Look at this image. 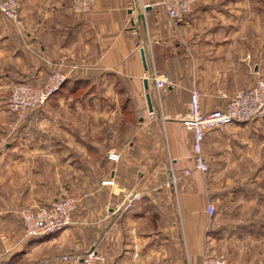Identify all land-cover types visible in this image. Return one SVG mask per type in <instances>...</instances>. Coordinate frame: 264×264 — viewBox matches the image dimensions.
<instances>
[{"label":"crops","instance_id":"crops-1","mask_svg":"<svg viewBox=\"0 0 264 264\" xmlns=\"http://www.w3.org/2000/svg\"><path fill=\"white\" fill-rule=\"evenodd\" d=\"M18 1L23 26L0 13V90L54 69L68 79L0 140V264H83L93 248L99 264H264V120L208 131L205 175L183 123L194 88L209 112L264 79V0H200L179 25L161 0H93L82 14L71 0ZM133 192L143 199L124 210ZM69 195L71 226L24 237L21 209Z\"/></svg>","mask_w":264,"mask_h":264},{"label":"built area","instance_id":"built-area-1","mask_svg":"<svg viewBox=\"0 0 264 264\" xmlns=\"http://www.w3.org/2000/svg\"><path fill=\"white\" fill-rule=\"evenodd\" d=\"M200 0H161L160 4L165 8L175 25L181 24L186 16L193 12ZM93 0H71V10L74 13H89L92 10ZM20 3L17 0H0V13L20 26ZM68 79V74L59 69H54L46 82L41 86H33L27 83H19L13 87L7 108L10 113L20 120H25L30 111L45 106L48 100L57 93ZM158 89L165 86L169 80H160L154 76ZM202 93L194 88L191 91L189 114L183 119V123L194 133V162L196 169L204 175L209 171V163L203 152V143L206 133L213 129H220L234 123H248L264 120V79L259 78L254 85L237 91L227 102L225 108L209 112L202 110ZM110 161L119 162L121 155L116 152L108 154ZM190 171H186L189 175ZM114 181H104L103 185H113ZM143 199V194L133 192L123 203L124 210H131L137 202ZM79 199L66 196L60 200H54L49 205L26 207L19 211V217L23 226L25 238L50 236L68 228L74 223L75 214L79 209ZM207 211L213 216L216 207L208 203ZM68 261L69 257L64 256ZM103 260L96 248L88 251L82 258L83 264H99ZM202 264H231L224 254H206Z\"/></svg>","mask_w":264,"mask_h":264},{"label":"rangeland","instance_id":"rangeland-1","mask_svg":"<svg viewBox=\"0 0 264 264\" xmlns=\"http://www.w3.org/2000/svg\"><path fill=\"white\" fill-rule=\"evenodd\" d=\"M10 96H11V92H9V90H6L4 92H2V90H0V140H4V141L10 140V138H12V136H13V134H12L13 132L9 134V130H8L11 128V126L19 125L21 123H24L27 120V119L20 120L16 116H15L16 121L13 119V117L11 116L13 114H11L7 108ZM97 119H99V118H97ZM87 120H88V122H89V120L91 122H94V121H96V118H94V116H92V117H90V119L87 118ZM100 120H102L100 123H102L103 126H106L108 128L110 127V125L112 123L113 124L118 123V129H120V130H124V127H126V124H123L124 122L119 120V117H116V116H113V117L102 116V118ZM96 123H98V122H96ZM69 196L76 197L75 195H69ZM217 254H222V253H217Z\"/></svg>","mask_w":264,"mask_h":264},{"label":"water","instance_id":"water-1","mask_svg":"<svg viewBox=\"0 0 264 264\" xmlns=\"http://www.w3.org/2000/svg\"><path fill=\"white\" fill-rule=\"evenodd\" d=\"M141 53H142V56H143L144 62L146 63V61H145V52H144V50H142ZM144 83H145L146 88H148V81L146 80V81H144ZM147 98H148V101H149V107H150V109H152V103H151L150 95H147Z\"/></svg>","mask_w":264,"mask_h":264},{"label":"trees","instance_id":"trees-1","mask_svg":"<svg viewBox=\"0 0 264 264\" xmlns=\"http://www.w3.org/2000/svg\"><path fill=\"white\" fill-rule=\"evenodd\" d=\"M66 83H67V81H65V83L63 84V86L60 88V90H59L57 93H59L61 90H63V88L65 87ZM57 93H55V94H57ZM55 94H54V95H55ZM54 95H53V96H54ZM53 96H52V97H53Z\"/></svg>","mask_w":264,"mask_h":264}]
</instances>
